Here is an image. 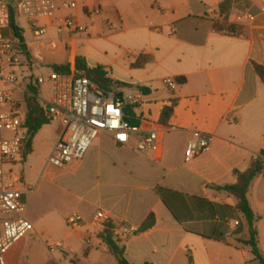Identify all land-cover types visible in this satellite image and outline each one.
<instances>
[{
    "label": "crops",
    "instance_id": "crops-1",
    "mask_svg": "<svg viewBox=\"0 0 264 264\" xmlns=\"http://www.w3.org/2000/svg\"><path fill=\"white\" fill-rule=\"evenodd\" d=\"M77 2L75 11L37 20L41 36L15 16L28 54L23 67L31 71L28 61L45 55L50 68L68 65L74 72L76 57L90 69L104 68L127 86L113 93L122 94L123 108L136 106L139 129L160 130V149L140 154L133 136L121 147L99 135L81 162L54 176L67 195V211L49 217V226L34 227L6 254L5 264H116L92 221L98 211L138 229L120 245L128 264H258L236 242L248 235L236 199L219 188L233 186L235 174L264 152V82L254 68L264 70V0ZM66 17L78 28L73 34L57 32ZM142 58L147 62L133 67ZM166 78L176 83L173 89L162 84ZM173 102L167 126L159 125L163 108ZM56 127L54 144L61 132L58 122ZM40 132L24 161L27 170ZM196 134L212 136L209 150L186 162V145ZM247 201L264 254L263 176L251 183ZM70 213L84 219L79 231L67 226ZM150 214L154 225L142 232ZM54 243L63 248L49 252Z\"/></svg>",
    "mask_w": 264,
    "mask_h": 264
},
{
    "label": "built area",
    "instance_id": "built-area-1",
    "mask_svg": "<svg viewBox=\"0 0 264 264\" xmlns=\"http://www.w3.org/2000/svg\"><path fill=\"white\" fill-rule=\"evenodd\" d=\"M77 8V0H0V264H5L6 254L33 230L32 225L22 217L25 212L24 196L32 190L18 187L23 183L22 175L4 170L6 163L22 160L25 130L15 95L22 93L24 97L27 94L26 89L16 87V80L11 74L5 73L7 67L21 66L17 42L5 36L11 11L14 16L26 20L31 28H35L36 20H51L58 10L72 12ZM261 9L264 10V6ZM77 30L70 17L64 18L57 28L58 33L68 31L73 34ZM34 34L41 36L44 30H35ZM48 82L51 84V98L42 109L52 122H58L61 127L47 160L48 165L62 170L81 162L99 135L108 136L121 147H126L129 139L136 135L135 149L138 153L159 151L160 130L143 132L139 127L130 126L124 119L123 105L115 94L101 91L88 80L76 77L74 72L51 71ZM40 83L41 79H36V85ZM162 84L168 89L176 85L171 78L164 79ZM3 132H11L13 138H3ZM211 141L212 136L196 134L186 145L185 161L207 152ZM92 221L99 227L100 233L104 225L111 222L101 211L92 216ZM66 224L70 230L79 231L85 221L77 213H71L66 218ZM112 224V238L119 246L138 234V229L126 222ZM47 248L53 252L62 249L63 245L54 243L47 245Z\"/></svg>",
    "mask_w": 264,
    "mask_h": 264
},
{
    "label": "trees",
    "instance_id": "trees-1",
    "mask_svg": "<svg viewBox=\"0 0 264 264\" xmlns=\"http://www.w3.org/2000/svg\"><path fill=\"white\" fill-rule=\"evenodd\" d=\"M11 4V2H9ZM216 30L221 31L223 29L215 27ZM6 37L12 38L17 42L18 51L23 54L24 57H28L25 41L23 38L22 30L16 25L14 13L11 11L9 28L5 32ZM147 62V58H142L133 64V67L139 68ZM261 80L264 82V70L260 67L254 66ZM51 70L59 73H68L69 66H52ZM74 74L76 77L84 78L88 80L92 85L105 93H113L116 88H127L126 85L116 83L109 78L108 72L104 68H93L87 67L85 60L82 57H76L74 63ZM179 84H183L184 80H177ZM30 84L26 86V93L24 95V112L22 114V127L25 130L23 140V154L22 160H25L27 155L31 153V147L34 137L40 131V129L47 125L51 120L48 118L44 110L38 103V88ZM142 93L145 92L143 89H138ZM114 94V93H113ZM121 103L123 101L121 100ZM173 102L170 107L163 108L160 118L159 125L167 126L172 114ZM20 106H18L19 108ZM136 108L135 105L126 106L123 108V115L125 121L130 126L138 127L140 124L139 119L134 115L133 110ZM21 109V108H20ZM264 177V152L259 157L251 160L248 169L244 173H236V183L233 186L219 188V190L232 195L237 201V211L244 218L247 227L248 235L244 240H236V242L243 247L249 249L254 257V260L258 264H264V254L259 249L258 233L256 230V223L258 218L255 217L247 201V193L251 183L259 178ZM154 225L153 215L150 214L144 223L142 224L141 231L145 232L151 229ZM113 228L112 222H108L104 225V230L99 233L98 238L101 240L103 245L107 248L108 253L113 256L116 264H128L124 256V250L119 246L112 238L111 230ZM148 264V263H145Z\"/></svg>",
    "mask_w": 264,
    "mask_h": 264
},
{
    "label": "rangeland",
    "instance_id": "rangeland-1",
    "mask_svg": "<svg viewBox=\"0 0 264 264\" xmlns=\"http://www.w3.org/2000/svg\"><path fill=\"white\" fill-rule=\"evenodd\" d=\"M39 22L41 21H38L37 24ZM17 23L20 25L23 24L22 19H17ZM24 25H27L26 22H24ZM35 30L39 29L35 28ZM50 58V56L43 55L41 58H36L37 63L29 60L28 67L31 69L29 71L23 67V64L26 63L23 54H20L19 65L21 66L5 68L6 75L11 74L16 80V87L20 89H26V86L30 84L35 86L36 79H42V84L36 86L38 88L37 98L40 101L38 103L41 108L44 107V103H47L46 101L51 97V85L47 82V78L51 72L50 66H47L50 65ZM34 64L36 66L33 67ZM23 98L22 93H16L15 100L16 104L20 106V113L24 112ZM124 101L129 102L127 99ZM56 125V121H51L40 129L38 145H36L31 154L28 170L26 169L27 164L24 162L25 160H16L13 164L6 163L4 165L5 171L10 170L11 172L22 175L23 183L18 187L22 190H32L24 196L25 212L22 217L32 225L33 229L34 227L44 228L49 226V217L56 218V213L66 212L69 208L67 195L60 187L57 177H54L60 170L47 164L54 144ZM2 137L5 139L13 138L11 132H3ZM133 137L137 142V136L134 135ZM70 193L74 194L73 190H70Z\"/></svg>",
    "mask_w": 264,
    "mask_h": 264
},
{
    "label": "water",
    "instance_id": "water-1",
    "mask_svg": "<svg viewBox=\"0 0 264 264\" xmlns=\"http://www.w3.org/2000/svg\"><path fill=\"white\" fill-rule=\"evenodd\" d=\"M116 98H117L118 100H120V101H121V100H122V98H123V96H122V94H121V93H119V94H117V95H116Z\"/></svg>",
    "mask_w": 264,
    "mask_h": 264
}]
</instances>
